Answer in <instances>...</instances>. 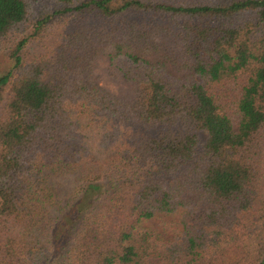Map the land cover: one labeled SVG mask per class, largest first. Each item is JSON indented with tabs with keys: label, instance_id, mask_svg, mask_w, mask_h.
<instances>
[{
	"label": "trees",
	"instance_id": "trees-1",
	"mask_svg": "<svg viewBox=\"0 0 264 264\" xmlns=\"http://www.w3.org/2000/svg\"><path fill=\"white\" fill-rule=\"evenodd\" d=\"M34 1L0 0V264H264V0Z\"/></svg>",
	"mask_w": 264,
	"mask_h": 264
},
{
	"label": "rangeland",
	"instance_id": "rangeland-1",
	"mask_svg": "<svg viewBox=\"0 0 264 264\" xmlns=\"http://www.w3.org/2000/svg\"><path fill=\"white\" fill-rule=\"evenodd\" d=\"M217 2H222L224 0H215ZM33 10L35 16H42L45 12L50 9L49 0H36L33 2ZM130 20L134 19L129 17ZM251 19L250 17H246L245 20ZM94 20H91L92 23ZM69 25H64L62 23H58V21L50 22L46 27L42 28L36 39L32 40L30 44L25 49V54L29 58H39L43 57L45 54L50 53L55 45L56 36L68 29ZM3 48V45H0V49ZM108 64L105 61H101L97 64V68L95 70V76L97 83L111 92L112 94L119 95L122 97L130 96L132 94V86L129 83L124 82L119 74H111L107 70ZM12 69V61L8 58L6 50L0 52V76L5 74L7 71H11ZM200 140L204 139L203 134H199ZM264 146V142H263ZM263 164H262V172L264 174V147L262 150ZM264 183V178H263ZM261 195L264 196V187L261 188ZM261 202V200H259ZM178 214L163 216L158 215L154 218H151L143 223L144 227L150 229L158 230L165 237H171L177 230H179L180 222L178 220Z\"/></svg>",
	"mask_w": 264,
	"mask_h": 264
}]
</instances>
